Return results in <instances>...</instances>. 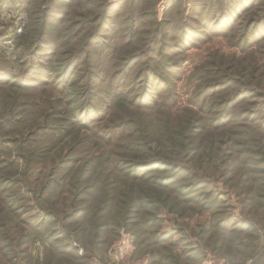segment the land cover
Listing matches in <instances>:
<instances>
[{"label": "rangeland", "instance_id": "374dc122", "mask_svg": "<svg viewBox=\"0 0 264 264\" xmlns=\"http://www.w3.org/2000/svg\"><path fill=\"white\" fill-rule=\"evenodd\" d=\"M251 6L0 0V264H264V0ZM50 9L58 47L42 63L55 80L24 74ZM108 11L107 44L63 88L60 70ZM184 27L192 43L170 56L180 65L155 103L115 88L130 56L176 45ZM90 69L100 119L78 115ZM30 79L47 84L15 85Z\"/></svg>", "mask_w": 264, "mask_h": 264}, {"label": "trees", "instance_id": "16d2710c", "mask_svg": "<svg viewBox=\"0 0 264 264\" xmlns=\"http://www.w3.org/2000/svg\"><path fill=\"white\" fill-rule=\"evenodd\" d=\"M51 9L46 13L43 14L42 21V31L38 35L36 39H34V42L32 43V52L28 54V62L29 65L27 66L24 74L30 75V74H36V75H43L47 77L50 80L52 79V76L50 75V68L48 64H43L42 59L45 56H51L55 53L58 44L56 42L51 41L49 39H46V36L50 33V30L52 29L51 25L48 24V16L50 14ZM238 13V12H237ZM233 16V14L231 15ZM209 17L203 20V24L205 25ZM104 19L105 21L99 24L97 29L90 35L92 40L88 41L86 44V49L79 50L70 60H67L62 67V69L59 72V79L60 85L64 88L65 85L68 83V79L73 76L74 70L79 65V56L82 53H86L87 55L90 54L91 46L99 47L102 44H107L106 38L107 33L106 31L112 29V25L110 24V18H109V11L104 13ZM225 20V17H222L220 22L218 24H215V26H218L221 22ZM226 24V23H225ZM46 25L48 27H46ZM194 28H182V33L180 34L178 38V43L176 45L173 44H167L162 43L159 47L158 44L154 41L152 43L154 46L149 47V51L155 55L156 57H160L158 60L156 57H153V55L149 56L146 52L143 53H137L133 56H130L126 63L123 65V68L118 73L120 75L115 88H119L122 84L126 83L130 86V89L127 91V93L138 91V94L135 93V99L137 100L138 106H147L155 103L157 98L161 96L163 90L169 88V83L165 79L166 73L175 74L176 68L179 67L180 63H170L169 58L170 56L174 55H180L183 53L184 50L188 49V47L192 43L191 37L195 32H193ZM197 35V34H195ZM199 35V34H198ZM166 50H169L170 53H167ZM148 61H144V60ZM153 61V62H152ZM146 64V68L144 70H137L136 68L143 64ZM91 67V65L89 66ZM89 71H91L89 73ZM89 73V74H88ZM10 75L8 78L10 79H16L17 77ZM87 78H88V97L86 96L84 104L79 109V117H85L88 116V118H94L100 119L102 117V109L103 104L106 105L103 98L104 97V91L103 89H97V83H96V74L93 70H88L87 72ZM2 78V77H1ZM73 78V77H72ZM4 80H8L5 79ZM21 80V79H20ZM16 80L15 85L22 86V87H30L35 88L39 85L47 84L46 81L41 82V79L38 80H27V81H20ZM1 81V80H0ZM54 82V81H53ZM42 83V84H41ZM97 90V91H95ZM170 92V89L168 90ZM126 93V94H127ZM102 96V97H101ZM93 115V116H90ZM223 118V115H222ZM135 171L143 170V173H151L154 172L158 167H154V164L148 163L145 164L144 167L142 166H135ZM168 168V167H167ZM168 170H170L168 168ZM159 184H163L167 186L171 183L169 177H153ZM174 180V179H173Z\"/></svg>", "mask_w": 264, "mask_h": 264}, {"label": "crops", "instance_id": "0c3cea01", "mask_svg": "<svg viewBox=\"0 0 264 264\" xmlns=\"http://www.w3.org/2000/svg\"><path fill=\"white\" fill-rule=\"evenodd\" d=\"M260 2H261V0H253L254 6H251V11H252V7L257 8L258 6H260Z\"/></svg>", "mask_w": 264, "mask_h": 264}, {"label": "built area", "instance_id": "2783aa9c", "mask_svg": "<svg viewBox=\"0 0 264 264\" xmlns=\"http://www.w3.org/2000/svg\"><path fill=\"white\" fill-rule=\"evenodd\" d=\"M262 232H263V236H264V230Z\"/></svg>", "mask_w": 264, "mask_h": 264}]
</instances>
